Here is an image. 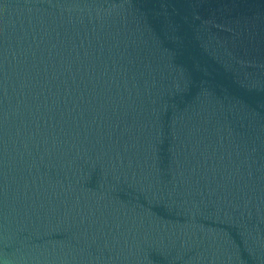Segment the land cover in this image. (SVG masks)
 Wrapping results in <instances>:
<instances>
[{
	"label": "water",
	"instance_id": "95a60500",
	"mask_svg": "<svg viewBox=\"0 0 264 264\" xmlns=\"http://www.w3.org/2000/svg\"><path fill=\"white\" fill-rule=\"evenodd\" d=\"M0 264H264V0H0Z\"/></svg>",
	"mask_w": 264,
	"mask_h": 264
}]
</instances>
